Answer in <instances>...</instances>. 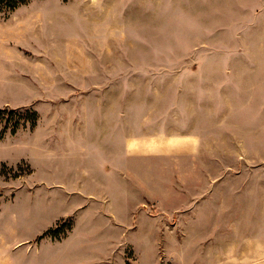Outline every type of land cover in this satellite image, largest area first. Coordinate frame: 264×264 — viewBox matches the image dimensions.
<instances>
[{"label":"rangeland","instance_id":"rangeland-1","mask_svg":"<svg viewBox=\"0 0 264 264\" xmlns=\"http://www.w3.org/2000/svg\"><path fill=\"white\" fill-rule=\"evenodd\" d=\"M0 108V228L28 194L99 202L88 236L46 217L0 264H264V0L0 11Z\"/></svg>","mask_w":264,"mask_h":264},{"label":"crops","instance_id":"crops-1","mask_svg":"<svg viewBox=\"0 0 264 264\" xmlns=\"http://www.w3.org/2000/svg\"><path fill=\"white\" fill-rule=\"evenodd\" d=\"M84 152L86 151H83V153ZM70 153L71 152H66L65 153L66 156L63 158L67 159L70 156ZM80 158L85 160L87 159V155L82 154ZM89 158L90 157L88 156V159ZM46 161H48V158H46ZM106 178L107 177L105 176H99L98 179L100 180V182H102ZM91 191L87 190V188L84 187L81 193H78L82 197L81 200H79L80 198H75V197L74 199L73 198L68 199V194L66 192L61 193L59 194L60 195L59 202L57 201L56 203L49 201L51 199L53 201L56 199L54 198V196H51L52 193L51 195H48L46 192L42 195H38V194L26 195L23 198V202L26 200L27 203L24 202L23 206H27V212H28L27 215L17 214L12 211V216L14 219L13 222L15 223L14 228H16V230H10V231L7 230L8 228L7 226L10 222L6 220L2 228H0L1 229L0 230V244H2L3 241H6L3 239V237H7V236L14 234V237L18 239L16 244L19 245L24 240L30 237L24 234L31 232V231H35V228L40 227L41 225L45 227L46 225L50 223L51 220L46 217H52V216L58 217V216L66 215L68 213H75L76 215L74 228L72 231L69 232V237L73 235L72 240H76L78 238L79 239L82 238L85 235L88 236V234L93 230V227L95 224L93 220V216L96 214V210H99V202L97 204L96 199L92 198L93 195L95 196V194H93ZM35 200L39 203H40V200H43V202L40 203L41 205L39 206L43 208L39 210L40 212L43 211V214L40 215L39 217L36 216L35 213H33L35 209H32L33 206L35 208V204H36ZM47 200L49 202H47ZM60 205H63L64 207H61ZM24 210L25 209H23V211ZM53 213L55 214L53 215ZM47 220L48 222L45 223Z\"/></svg>","mask_w":264,"mask_h":264},{"label":"trees","instance_id":"trees-1","mask_svg":"<svg viewBox=\"0 0 264 264\" xmlns=\"http://www.w3.org/2000/svg\"><path fill=\"white\" fill-rule=\"evenodd\" d=\"M27 0H0V11H3L4 13L16 8L21 3L26 2ZM5 111L4 108H0V113H3ZM27 114L30 115L29 120L31 122V125H34L37 119V113L34 109H26ZM18 120L14 124V126L11 128L14 130L18 125Z\"/></svg>","mask_w":264,"mask_h":264}]
</instances>
